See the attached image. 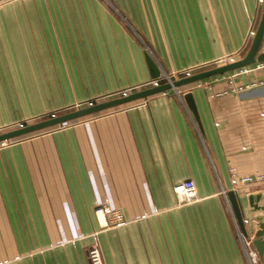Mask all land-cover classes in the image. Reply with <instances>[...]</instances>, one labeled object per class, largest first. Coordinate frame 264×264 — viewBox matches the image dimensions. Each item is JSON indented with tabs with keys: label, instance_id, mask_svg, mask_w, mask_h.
I'll use <instances>...</instances> for the list:
<instances>
[{
	"label": "crops",
	"instance_id": "crops-1",
	"mask_svg": "<svg viewBox=\"0 0 264 264\" xmlns=\"http://www.w3.org/2000/svg\"><path fill=\"white\" fill-rule=\"evenodd\" d=\"M262 2L0 0V126L140 86L145 49L165 72L241 58ZM211 86L182 85L0 149V262L89 264L97 231L105 264H249L227 193L253 237L249 198L264 206V182L234 186L230 169L264 174V67ZM187 179L199 200L179 205L172 185ZM101 204L125 222L98 221Z\"/></svg>",
	"mask_w": 264,
	"mask_h": 264
},
{
	"label": "water",
	"instance_id": "water-1",
	"mask_svg": "<svg viewBox=\"0 0 264 264\" xmlns=\"http://www.w3.org/2000/svg\"><path fill=\"white\" fill-rule=\"evenodd\" d=\"M264 35V0L262 2L261 16L258 22V25L254 31V34L251 38L250 45L245 55L240 59L233 61L231 63H227L220 66L211 67L209 69H205L194 73L189 76H185L176 80H173L171 83L166 82L156 86L147 87L144 89L136 90L133 92H129L122 95H117L109 99H105L102 101H94V103L90 105H86L74 110H69L61 114L53 115L25 126L8 130L6 132L0 133V141L8 140L11 138H17L20 136L29 135L35 132H39L48 128H51L56 125L63 124L65 122L77 120L79 118L92 115L95 113H99L138 99H145L150 95L167 91L169 89L177 88L182 85H187L193 83L198 80H202L205 78H209L214 75L223 74L226 72L233 71L235 69L249 66L254 64L255 62L264 61V51H260V46L262 42V38ZM144 56L146 60V64L149 70L150 78H156L160 75L161 69L151 55V53L145 49ZM189 109L192 111L194 116L196 117V110L194 106V101L192 98L191 92H187L183 95ZM197 118V117H196ZM232 211L238 223L239 229L242 232L243 236L248 237V229L246 227L248 220H244V215L242 213V208L240 204V200L234 190L228 191L227 193ZM250 206L253 210L258 211L259 215L256 217L258 221L259 229L255 231L253 235V244L262 258L264 255V206L258 205V194H252L250 196ZM262 212V213H260Z\"/></svg>",
	"mask_w": 264,
	"mask_h": 264
},
{
	"label": "built area",
	"instance_id": "built-area-1",
	"mask_svg": "<svg viewBox=\"0 0 264 264\" xmlns=\"http://www.w3.org/2000/svg\"><path fill=\"white\" fill-rule=\"evenodd\" d=\"M253 34H254V30L252 29L250 31L249 36L252 37ZM241 52H242V50L237 51V52L232 53V54H229V55H224V56L218 57V58L213 59L211 61L198 63L195 65L185 67V68H182L179 70L171 71V72L161 71L160 75L158 77L150 78L148 81L142 83L140 86L138 85L136 87H133L131 90L129 89V90L122 91V93H120L118 95L133 92L132 90H134V89L136 90L137 88H138L137 90H140V88L152 87V86H156V85L166 83V82L171 83L173 80L192 75V74L197 73L199 71L209 69L211 67L231 63L233 61L240 59ZM261 67H264V61L255 62L252 65L241 67V68L235 69L233 71H230L228 73L214 75V76H211L209 78H205L202 80L195 81L194 83H196L197 86L206 87L208 90H211V88H212L211 83H213L214 81L224 79V80H228L230 83H233L236 78H238L242 75H245L246 73H248L249 71H251L253 69H259ZM242 88H243L242 86L232 87V91L233 92H239L242 90ZM209 96H213V94L210 93ZM94 101L95 100H90V101H85V102H77V103H74L73 105H70L69 107L65 108L64 110H74V109H77V108H80V107H83L86 105H90V104L94 103ZM57 112L58 111H53V112L47 113L45 115H39L37 117L22 119V120H19V121L10 123V124L2 125V126H0V133L6 132V131L11 130V129H15V128L25 126V125L30 124L32 122H35V121H38V120H41V119H44V118H47V117H50L53 115H57ZM72 123H73L72 121H69V122H65V123L60 124V125L53 126L51 128H48V129L64 130L67 127H69ZM33 134L34 133L29 134V135H25V136H20L17 138H11L8 140H1L0 141V149L8 147V146L15 144V143H19L23 139L28 138ZM230 171H231V175H232V183L234 186H239V185H250L251 186V185H254L257 183H263L264 182V174L263 173L255 172L252 175L237 176L234 168H231ZM172 191H173L174 195L176 196L177 203L179 205L192 204V203L199 200V197L197 195L196 185L192 179H187V180H184L180 183L173 184L172 185ZM223 193H224V191H223ZM98 213H102L104 215V219H105L104 224H106V225L108 224V222H113L115 224L125 222L124 216H123L121 210L118 208H113V207H110L109 205H103V204L98 205L95 208V214H96L98 221H100V219L98 217ZM239 234L242 235L243 246H244V249H245L246 254H247L248 263L249 264H258L259 263V255H258V252H257L254 244H253V237L243 236L240 229H239ZM91 236H92V242L90 243V245L87 248V257H88L89 264H105L104 260H103L102 253H101V249H100V246L98 243V239H97V231H94L91 234ZM0 264H4V263L0 262Z\"/></svg>",
	"mask_w": 264,
	"mask_h": 264
},
{
	"label": "bare ground",
	"instance_id": "bare-ground-1",
	"mask_svg": "<svg viewBox=\"0 0 264 264\" xmlns=\"http://www.w3.org/2000/svg\"><path fill=\"white\" fill-rule=\"evenodd\" d=\"M98 217L102 223H105L104 215L102 213H98Z\"/></svg>",
	"mask_w": 264,
	"mask_h": 264
},
{
	"label": "rangeland",
	"instance_id": "rangeland-1",
	"mask_svg": "<svg viewBox=\"0 0 264 264\" xmlns=\"http://www.w3.org/2000/svg\"><path fill=\"white\" fill-rule=\"evenodd\" d=\"M66 111H69V110H62V111H58L57 114H61V113H64Z\"/></svg>",
	"mask_w": 264,
	"mask_h": 264
}]
</instances>
